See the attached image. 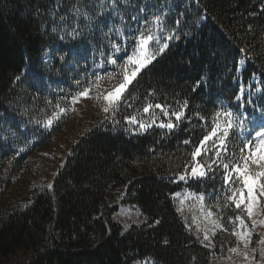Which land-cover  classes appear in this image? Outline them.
Segmentation results:
<instances>
[{
    "label": "trees",
    "instance_id": "1",
    "mask_svg": "<svg viewBox=\"0 0 264 264\" xmlns=\"http://www.w3.org/2000/svg\"><path fill=\"white\" fill-rule=\"evenodd\" d=\"M167 2L175 5L172 15L181 26L186 23L183 32L189 34L130 86L140 97L134 108L142 109L148 91L155 90L156 96L148 97L152 103L188 98L189 114L200 111L210 119L208 100L236 91L231 76L236 61L246 55L251 60L243 70L245 86L256 73L253 90H264L259 83L264 79V0ZM37 5L41 10L51 6L49 0H0V141L6 139L0 148V264H209L240 245L234 237L220 236L211 248L196 242L171 195L184 192L185 185L160 178L183 170L191 145L179 141L191 135L198 142L205 134L200 122L194 119L190 132L183 131L190 125L182 124L168 139L161 138L159 129L139 137L95 131L106 102L95 98L98 89L93 87L71 104V94L81 90L71 79L76 74L56 58L58 53L46 57L42 52L50 46L69 49L41 30L34 19ZM77 51L72 48L68 60H79ZM201 76L212 80L194 92ZM120 79H104L99 90H111ZM58 96L68 97L60 107L69 110L45 129L43 122L58 112ZM52 157L60 169L49 164ZM118 183L126 184V202L142 212L144 222L125 227L115 219L118 206L106 197Z\"/></svg>",
    "mask_w": 264,
    "mask_h": 264
},
{
    "label": "snow or ice",
    "instance_id": "2",
    "mask_svg": "<svg viewBox=\"0 0 264 264\" xmlns=\"http://www.w3.org/2000/svg\"><path fill=\"white\" fill-rule=\"evenodd\" d=\"M49 3L51 6L44 10L37 5L34 19L50 39L61 42L69 49L68 52H61L50 46L42 52L46 57L53 52L58 53L56 58L76 74L71 79L81 90L71 94V104L87 97L93 87L97 88L95 98L106 103L102 107L104 119L94 130L112 134L122 132L130 137L143 136L159 129L161 138L168 139L176 135L184 123L190 125V128L183 129L184 132L194 130L196 126L192 121L198 120L205 131L203 137L198 142H194L191 135L179 141V144L191 145V151L186 154L189 158L182 165L183 170L160 178L175 185L183 183L185 197L199 203L203 228L197 226L194 234L196 242L209 247L214 246L217 236L221 239L234 237L236 242L242 241L247 248L252 240L248 222L253 229L257 223L264 224V220L256 219L264 214V90L259 86L253 90L256 73L251 74L245 86L243 70L251 57L246 55L236 61V74L231 76L232 83L237 85L236 91L232 95H217L208 100L207 103L212 105L210 119H205L200 111L189 114L188 98L174 100L173 103H152L148 97H155V90L148 91L142 109L134 108L140 97L130 91V86L134 88L142 74L152 71L170 47L189 34L183 32L186 23L181 26V20L172 15L175 5L167 0L164 3L160 0H49ZM183 15L181 11L180 16ZM169 20L173 21L171 28ZM248 27L251 31V25ZM72 48L78 50L75 54L79 60H68ZM246 51L240 49V52ZM107 67H115L116 72L104 71ZM116 75L121 79L111 90H99L101 81L113 79ZM261 76L264 77V73ZM211 80L210 76H201L193 91L203 90ZM259 83L264 84V79ZM85 84L87 86H83ZM67 98L57 97L55 107L58 112L43 122L45 129L52 127L54 121L67 113L68 108L60 107V103ZM48 103L51 104V101ZM129 109H133L131 114L122 115ZM121 115L123 123L119 118ZM5 143L6 139L0 141V148ZM52 187V184L47 185L48 189ZM171 195L176 198L181 193ZM159 223V220L155 221V224ZM184 228L191 233L190 225L184 223ZM258 244L264 245V236L260 237ZM230 251L236 253L238 248L232 247ZM252 251H259L264 261V247ZM243 255L252 264L254 257H250L248 252Z\"/></svg>",
    "mask_w": 264,
    "mask_h": 264
},
{
    "label": "rangeland",
    "instance_id": "3",
    "mask_svg": "<svg viewBox=\"0 0 264 264\" xmlns=\"http://www.w3.org/2000/svg\"><path fill=\"white\" fill-rule=\"evenodd\" d=\"M44 154L50 156L47 151ZM49 164L52 167H55L56 170L61 168L60 161L55 159V157H52V159L49 161ZM126 189L127 187L125 183H118L111 187L106 198L110 204L118 206V211L114 216L115 219L118 222H121L125 227H129L133 223L144 222L145 217L138 208L126 202ZM181 201H183V203H181ZM176 203L179 210L184 215L186 223L191 226L192 231L196 233L198 225L201 229L203 228L202 213L199 203L195 199L191 197L186 198L184 192H181V195L179 197H176ZM256 219L258 221L264 220V214L257 216ZM248 223L249 230L252 231V240L248 244V247L245 248L243 242L241 241L240 245L237 246L238 252L233 253L229 249L224 252L223 256L213 257L209 264H249V261L245 260V257L243 255L244 252H248L250 257H254L252 264H256V262H259V264H264V261L261 260L259 251H252L253 249L264 247V245L258 244V240L260 239V237L264 236V224L257 223L255 229H253L251 223ZM211 247L212 246H209V248ZM145 261L149 262V264H152V262H154L153 260H144L142 262ZM142 262L138 264H142ZM154 264L156 263L154 262Z\"/></svg>",
    "mask_w": 264,
    "mask_h": 264
}]
</instances>
